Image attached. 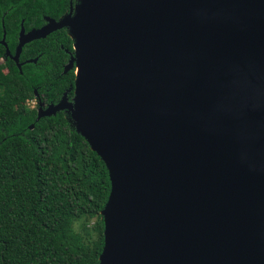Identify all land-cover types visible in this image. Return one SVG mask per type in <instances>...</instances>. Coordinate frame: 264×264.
Wrapping results in <instances>:
<instances>
[{
	"label": "water",
	"instance_id": "water-1",
	"mask_svg": "<svg viewBox=\"0 0 264 264\" xmlns=\"http://www.w3.org/2000/svg\"><path fill=\"white\" fill-rule=\"evenodd\" d=\"M80 7V12H76ZM59 112L105 164L98 264H264V0H75ZM35 62V61H34Z\"/></svg>",
	"mask_w": 264,
	"mask_h": 264
},
{
	"label": "trees",
	"instance_id": "trees-1",
	"mask_svg": "<svg viewBox=\"0 0 264 264\" xmlns=\"http://www.w3.org/2000/svg\"><path fill=\"white\" fill-rule=\"evenodd\" d=\"M71 2L0 0V42L5 33L13 56L21 29L58 21ZM73 53L57 30L23 46L20 72L0 43V264L99 263L107 168L63 112L38 119L37 107L25 106L73 98L75 71L64 73Z\"/></svg>",
	"mask_w": 264,
	"mask_h": 264
},
{
	"label": "rangeland",
	"instance_id": "rangeland-1",
	"mask_svg": "<svg viewBox=\"0 0 264 264\" xmlns=\"http://www.w3.org/2000/svg\"><path fill=\"white\" fill-rule=\"evenodd\" d=\"M75 73V72H74ZM38 102L37 100H34V101H31L29 103H26L25 106H27L28 108H36L39 110V108L41 107V105H38ZM66 116V119L69 121V115L68 114H65ZM77 227V226H76Z\"/></svg>",
	"mask_w": 264,
	"mask_h": 264
},
{
	"label": "flooded vegetation",
	"instance_id": "flooded-vegetation-1",
	"mask_svg": "<svg viewBox=\"0 0 264 264\" xmlns=\"http://www.w3.org/2000/svg\"><path fill=\"white\" fill-rule=\"evenodd\" d=\"M40 103L43 105V106H42L43 109H46V108L49 106V105H46L44 102H40V101L38 102V105H39Z\"/></svg>",
	"mask_w": 264,
	"mask_h": 264
},
{
	"label": "bare ground",
	"instance_id": "bare-ground-1",
	"mask_svg": "<svg viewBox=\"0 0 264 264\" xmlns=\"http://www.w3.org/2000/svg\"><path fill=\"white\" fill-rule=\"evenodd\" d=\"M76 12H77V13L80 12V7H76Z\"/></svg>",
	"mask_w": 264,
	"mask_h": 264
}]
</instances>
